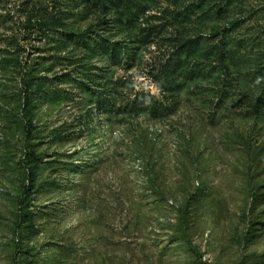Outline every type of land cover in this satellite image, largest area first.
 <instances>
[{"label": "rangeland", "instance_id": "374dc122", "mask_svg": "<svg viewBox=\"0 0 264 264\" xmlns=\"http://www.w3.org/2000/svg\"><path fill=\"white\" fill-rule=\"evenodd\" d=\"M139 1L148 7L134 30L141 36L137 59L111 66L107 59H87L82 44L61 36L67 31L76 38L100 33L130 39L123 25L115 26L112 10L97 3L74 7L66 0H0V264H264V116L250 105L255 97L250 80L239 72L188 80L181 91L162 97L168 116L131 115L124 125L78 85L81 79L97 90L116 79L124 99L136 91L161 94L156 75L179 37L195 32L208 37L198 15L176 17L194 0ZM263 1L247 0L236 15ZM59 9L69 11L57 14L55 28L43 33L38 27ZM246 14L247 23H264V16ZM245 33L250 32L236 37ZM17 49L35 76L50 79L45 88L60 91L37 98L30 137L19 78L3 61ZM146 131L159 142L160 163L167 168L162 177L195 180L186 209L187 243L167 236L180 213L154 209L149 200L141 204L139 236L124 231L128 206L123 202L139 195L143 183L133 145ZM177 148L187 154L186 167L175 165ZM29 149L40 160L26 203L32 218L19 229ZM169 195L170 202L181 199L173 191Z\"/></svg>", "mask_w": 264, "mask_h": 264}, {"label": "trees", "instance_id": "16d2710c", "mask_svg": "<svg viewBox=\"0 0 264 264\" xmlns=\"http://www.w3.org/2000/svg\"><path fill=\"white\" fill-rule=\"evenodd\" d=\"M66 1H68V4L72 3L74 7L97 3L104 8L112 10L116 14L115 26L123 25L125 27L123 31L130 35L132 39L115 40L100 33H96L94 36L77 35L76 38L69 36L73 35V33L63 31L61 40L69 39L82 44L87 59L95 57H99L100 60L107 59L111 66L137 59L138 53L136 49L139 46L138 42L141 43V36L135 34L134 30L137 28L139 19L145 15V8L148 7L147 3L139 0ZM245 4H247V0H194L176 12V17L181 19L198 15L200 22L209 30L208 37H200V32L179 37L175 52L172 53L169 60L159 69V73L156 75L161 94L136 91L133 98L130 96L128 99H124V88L121 87V82L116 79L111 81V83L108 80V87L97 90L91 89L93 87H89L88 83L81 79H79L78 85L83 91L89 92L91 95L95 94L98 108L109 112L115 120L122 122L124 125V120L131 115L139 116L143 113L152 119L168 116L171 111L165 105L162 97H165L167 93L171 94L181 91L184 83L188 80L206 77L212 80L219 77L222 72L228 78L229 74L233 75V73L239 72L237 75L242 80H250L255 87L254 101H251L250 105L253 106L255 111L264 116V28H262L264 23L255 20L249 24L246 19L247 12L250 15L254 13L253 17L255 18L264 16V1L258 7H252L250 10L247 9L245 13L236 15L239 10H243ZM85 6L87 7V5ZM67 11L69 10L59 9L56 14L49 16L47 23L40 25L38 28L43 33H46V29H54L55 27L53 26L59 19L57 14H63ZM232 15L234 17L231 19ZM28 22H30V18H28ZM242 30L250 33H245L243 37L237 38V34ZM130 41L132 43H129ZM16 52L10 59H3V61H7L6 65H13L14 72L19 78L18 83L24 99L21 105L22 114L25 118L24 130L26 137H30L35 129L31 114L32 109L36 106L37 98L41 97L42 93L43 96H49L50 93H56L55 95H57L60 91L55 87V89H50L49 86L45 88L46 82L48 83L50 79L45 76H35L33 74L34 66H26L25 61L23 62L20 58V50L17 49ZM88 78H91V75H88ZM91 81L96 82L94 79H91ZM35 84L40 88L41 93L35 88ZM123 85L125 86V84ZM141 135L142 139L134 143L133 149L138 155L137 159L141 161L140 172L143 183L141 184V193L139 195L123 202L124 205L127 204L128 206L127 214L124 218L126 223L124 231L139 236L142 219L141 204L143 201L149 200L154 209L160 206L166 212L174 210L175 214L180 213L178 225L169 228L170 231L167 236L170 237L171 242L187 243L189 230L186 209L189 202L192 201L191 198L195 196V189H193L195 188L193 187L195 180L181 177L174 182L166 181V178L162 177V173L167 168L164 163H160L161 149L158 148L159 142L157 138L147 131ZM177 151H179L180 156L175 165L177 167H186L187 163L184 160H187V154H184V151L180 150V148H177ZM39 160L40 158L35 150L29 149L26 151L23 162L27 167L28 176L27 184L22 192L21 209L17 215V228L19 229L26 227L24 223L32 218V212L27 209L26 203L36 182ZM172 191L177 194L174 197L179 196L181 198H176L175 203L169 200V193ZM118 200L117 205L120 206L123 200ZM15 244L20 246L21 242L17 241ZM125 250L127 254L131 251V249ZM14 262L13 264H22L20 261L15 260ZM199 262L202 261L199 259Z\"/></svg>", "mask_w": 264, "mask_h": 264}]
</instances>
